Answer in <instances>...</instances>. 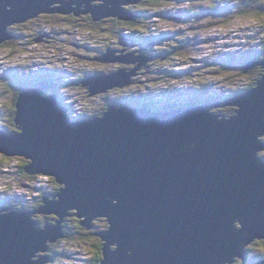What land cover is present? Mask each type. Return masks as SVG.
I'll return each mask as SVG.
<instances>
[{
  "label": "water",
  "instance_id": "95a60500",
  "mask_svg": "<svg viewBox=\"0 0 264 264\" xmlns=\"http://www.w3.org/2000/svg\"><path fill=\"white\" fill-rule=\"evenodd\" d=\"M91 1L0 0V48L14 40V26L68 14L130 20L134 14L127 17L120 6L143 0H98L97 7ZM76 4L85 5L72 11ZM105 57L137 66L83 80L92 95L129 86L148 61H116L109 51ZM256 67L263 74L255 87L223 103L172 112L110 106L77 122L55 94L47 97L56 84L43 80L18 94L19 132L0 130V157L28 162L32 178L61 186L34 214L62 222L75 213L86 229L108 221L99 264H247L243 251L264 242V60L242 70ZM225 106L235 114H211ZM7 211L0 207V264L49 263L34 258L62 243L61 222L42 228L33 212Z\"/></svg>",
  "mask_w": 264,
  "mask_h": 264
},
{
  "label": "rangeland",
  "instance_id": "374dc122",
  "mask_svg": "<svg viewBox=\"0 0 264 264\" xmlns=\"http://www.w3.org/2000/svg\"><path fill=\"white\" fill-rule=\"evenodd\" d=\"M237 1V0H235ZM235 1H233L231 6H225L224 2H216V0H169V1H160L157 5L151 6L150 11L153 12V10L160 9V13L163 14H169L168 17L162 16V17H155L153 18V15L149 16L145 24H147V31L148 36L152 37V35L155 34L157 31H161L163 34H172L169 40H167V43L170 41H177V38H182L183 36H188L195 34L196 40L198 44L194 46L193 48L197 50L196 55L193 57V60L196 61H202L207 60L211 63H215L214 60L221 61L224 58H232L231 61H229L231 64L233 63L232 67L228 68L232 70V72L240 71L241 64L243 63V58H250L253 61H258V59L255 57V48L258 49V46L260 43H258L256 46H253L256 44L255 39H261L262 35L264 34V10L260 11V14H253L252 12H255V10L250 9L251 13L248 17L239 19L240 16L237 15L238 12L233 13L231 16L230 22L227 20L226 17L222 15H218L215 17V19H218L220 17H223V20L226 21H212L209 23L202 22L206 18L205 17H195V15L199 14L201 11L200 9H204L207 7V2L215 4L219 9H227L229 12L232 10L233 5L235 6ZM261 4V8L264 9V1H259ZM94 6H99L96 2L93 3ZM103 4V3H101ZM100 4V5H101ZM85 4H79L77 6H73L70 8L78 9ZM129 6H135V5H123L122 8H125L126 11H130L128 8ZM61 7L62 6H59ZM229 9H228V8ZM237 7V6H235ZM253 7L257 8V5H253ZM235 9V8H234ZM132 10V9H131ZM125 11V12H126ZM258 13V11H257ZM72 16V15H71ZM71 16L66 17H60L50 20H44L34 23H28L23 25L15 26L13 29L15 31L14 35L17 36V39H15V36L13 35L14 40H10L9 45L1 47L0 48V68H3V65L10 64V62H22L21 60H24V63L21 64V69L18 70V73H23L24 70L32 69L38 70L39 68H43L47 66V64H50L53 66L54 72L58 73V75H64L66 78L65 81L69 80L68 90L60 91L61 95L65 98L72 97L73 100H81L82 104L78 106V104L75 102L74 108L76 112L71 113V116L75 117L77 116V111H84L88 112V114L96 113L97 110L102 109L108 102H110V105L114 104H120V101H116V99L122 98V90L120 89H113L109 91L107 94L104 93H98V94H90V92L87 90L86 87H84L81 83L75 84L83 75V73L88 72L90 73L91 70H93V74L98 72H103L106 69H111L112 64L110 63H101L96 61V59L102 57L105 53H103L101 56L96 53V50L102 51L105 48L113 47L116 43L112 40V34L106 30L101 29L98 25L92 26V25H84L83 22H80V25H72L75 24L72 21ZM235 16V18H234ZM205 18V19H204ZM234 18V19H233ZM103 20V19H102ZM116 20V19H114ZM118 21V20H117ZM121 22V21H120ZM150 22V23H149ZM215 22V23H214ZM98 23V22H96ZM123 23V22H122ZM194 23L197 26L190 27L189 24ZM37 24V25H34ZM40 26L39 28L43 29L45 32L49 31V27H52V30H55L57 34H50L45 35L40 38V41L37 42V39L39 36H32L29 32H31V29L34 28V26ZM45 25V26H44ZM149 25V26H148ZM187 25V26H186ZM104 29H109V24H106ZM122 33H125V30L122 31ZM183 33V34H182ZM44 37V38H43ZM158 38V39H156ZM31 39H33L31 41ZM165 40V38H163ZM153 46V52L157 53V47L158 42L161 40L159 37H155L152 39ZM208 40V41H207ZM11 45V46H10ZM174 45H171L170 47H173ZM222 50V51H221ZM231 50V51H229ZM221 51V52H220ZM212 52H214L213 56H215L214 60L211 57H208ZM238 53V54H236ZM126 54V53H125ZM131 54V53H128ZM148 55V54H147ZM146 55V56H147ZM245 55V56H244ZM100 56V57H97ZM117 56H122L121 54H118ZM146 56H141L142 58H146ZM124 57H132L125 55ZM208 57V58H206ZM6 58L7 61L4 60ZM44 59V60H43ZM151 62V61H148ZM147 62V63H148ZM200 64L197 63L195 65ZM30 67H27V66ZM120 68L123 69L126 66H131L132 68H129L127 70H132L136 67L135 65H124L119 64ZM146 66V65H145ZM119 68V69H120ZM236 68V69H234ZM13 70L15 68H12ZM140 69L142 70L143 67ZM154 73H156V69L152 68ZM43 70V69H42ZM118 69H114L112 71H116ZM178 70V71H177ZM254 70V69H253ZM171 71H177L178 75L181 74L183 71V61L178 58V55H175L170 57L169 60H167V75H170ZM252 71V70H250ZM248 72L244 77L248 76L250 79H253V72ZM4 72H7V69H4ZM203 75H194L193 73L189 74V77L185 81L184 79H181L179 76L177 77H165L163 80L157 81L151 80L144 82V86L146 88L147 92H150V89L155 90V95L160 99L162 103H165L166 101H176V92L175 91H169L167 90V87H163L160 84L167 83L172 88H181L182 86H185L186 82L188 83V86H193L194 89H199L195 83H198V85L207 83V88L204 85V89L200 87L199 92L203 95H197L195 93L189 94L188 97H183L180 100L181 101H187L192 97H198L201 96L203 99H205L202 102H197L195 104L203 105V104H216V103H223L230 98H227V100L224 99L222 95H228V93L232 90H236L241 87V85L244 83L246 78H242L240 76H237V73L234 74H227L223 75L221 77L217 75H211L210 73L206 72L205 70L203 72ZM91 75V73H90ZM137 75H141L142 77L139 79L140 82L143 81V77L145 75L142 74V72L139 70L137 71ZM165 76V75H164ZM184 76V75H183ZM88 76L87 78H89ZM197 77H200L199 80ZM1 78V77H0ZM10 78V79H9ZM9 78H5L4 80L0 81V116L3 115V120L9 119L6 115L7 112H10V110L13 108L14 100H15V94L19 90L18 83L22 84L21 81H17L16 78L10 75ZM248 78V79H249ZM135 79V78H134ZM249 79V80H250ZM15 80V81H12ZM135 82V81H134ZM138 82V81H137ZM157 84V88L153 87L151 85ZM161 82V83H160ZM139 83H134L133 86H131V91L138 90ZM62 86V85H61ZM160 86V87H159ZM185 90H188L189 88H184ZM213 90L219 92L217 94V97L220 98L218 102L216 103H210L207 102L210 96H214ZM224 90L223 92H221ZM51 91H49L50 93ZM145 92V90H144ZM175 92V93H174ZM183 92V91H182ZM48 93V96L50 95ZM52 93V92H51ZM221 93V94H220ZM52 95V94H51ZM126 95H130V93H126L123 96L126 97ZM238 94H236L237 96ZM176 98V99H175ZM197 101V100H195ZM67 106V105H65ZM118 107V105H116ZM121 108V105L118 107ZM223 108H226L225 110V118H229L233 116L235 113L231 112L229 113V108L225 106ZM96 109L95 112L92 110ZM221 109V108H216ZM213 115H218L219 118L221 115V112L214 111L211 112ZM10 122V121H9ZM6 128L11 131L10 124L6 126ZM18 131V130H17ZM264 142V140H263ZM261 158L264 159V152H259ZM264 161V160H263ZM19 160L9 159L5 157H0V206H3L1 202H4L6 199L12 200L14 196L20 198V200H25L23 204L20 202L15 204V209L17 210H23L24 212H33V215L31 216L32 219L38 223V226H42L44 228L45 226H50L53 223L46 220L45 218H41L42 215L34 214V211L40 209V205L43 207L44 203L51 202L53 200L52 193L55 194V192L52 190H55L48 179H33L31 180L30 176L22 175L19 173V167L24 164L20 163ZM26 166L28 162H25ZM25 166V167H26ZM22 175V176H21ZM40 188H50L49 191H38L37 187ZM39 189V188H38ZM44 190V189H43ZM52 192V193H51ZM48 193V194H47ZM53 194V195H54ZM25 195V197L23 196ZM6 206V205H5ZM4 207V206H3ZM16 210L10 209V212H14ZM75 215V213H74ZM72 217V216H69ZM67 218L64 221L61 222L59 218H57V222H61L62 228L66 229L67 235L62 239V243H56L55 249L51 251L48 248V253L53 254L54 257H56V260H52L53 263L51 264H91L90 260H94L96 257V253H98L99 246L101 242L104 241L100 237L102 233L108 230L109 223L105 221L95 223V231H92L93 228L86 229L81 225V228L83 229L81 234L73 233V230H69L72 228V226L75 225L73 218ZM77 218L76 216H74ZM68 219H70L68 221ZM77 220L82 221L80 218H77ZM52 223V224H51ZM56 224V223H55ZM68 224V225H65ZM92 225V224H91ZM69 228V229H68ZM88 232L89 235L85 237H81L85 232ZM64 230V229H63ZM71 235V237H70ZM96 237L97 239H95ZM101 240V242H99ZM55 244V243H54ZM104 244V243H103ZM102 244V246H103ZM115 249L112 250L115 251ZM52 249V248H51ZM99 250V251H98ZM248 251V259L246 260L247 264L255 263L256 260L261 261L264 259V242H258V243H251V249ZM63 253L68 254L69 256H62ZM47 253H44V255ZM43 256L38 254L34 260H39ZM234 264H246L239 261H234Z\"/></svg>",
  "mask_w": 264,
  "mask_h": 264
},
{
  "label": "trees",
  "instance_id": "16d2710c",
  "mask_svg": "<svg viewBox=\"0 0 264 264\" xmlns=\"http://www.w3.org/2000/svg\"><path fill=\"white\" fill-rule=\"evenodd\" d=\"M161 1H169V0H161ZM233 1H235V0H233ZM259 1H261V0H237V1H235V6H237V7H235L234 5H233V8H232V10L229 12L226 8L225 9H219L215 4H212V3H209V2H207V7L206 8H204L203 10L202 9H200L201 11H199L200 13L199 14H197V15H195V17H205L204 19V21H202V22H206V23H209V22H211V20L212 21H217V22H220L221 21V19L220 18H218V19H215V17L216 16H218V15H222V16H224V17H226L227 18V20H229L228 22H230V19H231V16L233 15V13H236V12H238L237 13V15L238 16H240V18L239 19H242V18H245V17H248L249 15H250V13H251V11L252 10H255V12H252L253 14H260V11H263L264 9L263 8H261V4H260V2ZM262 1H264V0H262ZM264 3V2H263ZM157 5V4H156ZM253 5H257V7H258V9L257 8H255V7H253ZM133 7V6H132ZM235 8V9H234ZM253 8V9H252ZM250 9H252L251 11H250ZM234 10V11H233ZM257 11H258V13H257ZM127 12H129L130 14H134V18H137V17H139V14H138V12H136L135 10H131L130 9V11H127ZM250 12V13H249ZM151 15H153V18L155 19V17H162L163 15L164 16H166L167 17V15L166 14H163V13H160V9H158L157 11L156 10H153V12H151L150 10L148 11V13H147V16H146V21L147 20H149L148 19V17L149 16H151ZM133 18V19H134ZM223 18V17H222ZM234 18H235V16H234ZM233 18V19H234ZM132 19V20H133ZM132 20H130V21H127V22H125L126 24H128L129 25V27L128 28H130L129 30L130 31H132V29H134L135 27H137V28H141V27H147L146 25L148 24H146L145 25V23H146V21H145V23L143 22V20H139V22H135V21H132ZM103 21V20H102ZM117 21V20H116ZM223 21H226V20H223ZM120 22V21H119ZM122 22V21H121ZM124 23V22H123ZM150 23V22H149ZM215 23V22H214ZM34 25H37V24H34ZM34 25H32V26H34ZM190 25V27H194V26H197L196 24H194V23H191V24H189ZM135 26V27H134ZM149 26V25H148ZM187 26V25H186ZM40 27V26H39ZM101 29H103V30H106V31H108L107 29H104V28H102L101 27ZM125 30V29H124ZM10 31L12 32V34L14 35V32L13 31H15L13 28H10ZM123 31V30H122ZM129 31V32H130ZM149 31V30H148ZM49 32H52V34L54 33V34H57V32L55 31V30H53L52 31V27L50 26L49 27ZM31 33V32H30ZM148 33V32H147ZM149 34V33H148ZM155 34H157V35H152L153 36V38H155V37H159V39H161L159 42H158V47H157V53H155V56H157L158 57V59H159V61L160 62H165V63H167V60H169L170 59V57H172V56H174L175 55V53H176V55H178V58L180 59V60H182L183 61V75H184V77L185 78H188L189 77V74H191V73H193L194 75H203V73H201V72H203L204 70L206 71V72H208V73H210L211 75H217V76H219V77H221V76H223V75H227V74H234V73H237L236 75L237 76H240V77H242V78H246V80L244 81V83L242 84V88H238V89H236V90H234V91H232V92H230L229 94H228V96H225V100H227V98H233V97H235L236 96V94H241V93H244V92H248L249 90H251V89H253L254 87H255V85H256V83H257V81L261 78V76H262V74H263V70L260 68V70L261 71H259V72H257L256 73V75L255 74H253V79L251 78H249L248 76H246V77H244V75H246V74H244L243 73V70H242V67L246 64L245 62H251V61H253V60H251L250 58H247L245 61L243 60V63L241 64V67H240V71H237V72H232V70H230V69H228V68H230V67H232V65H234V64H231L229 61H231L232 60V58H228V62H226L225 61V63H219V62H217L216 60H214V58H215V56H213L214 54V52H212L208 57H211L214 61H215V63H211V62H209V61H207V60H202V61H199L200 62V64H198V65H195V64H197V63H199L198 61H194L193 60V57L196 55V52H197V50L196 49H194L193 47L194 46H196L197 45V40H196V37H195V34H192V35H188V36H183L182 38L180 37V38H177L178 40L177 41H170V42H168V44H167V40H169L170 39V37H171V34H166V33H162L161 31H157ZM15 36V35H14ZM152 37H151V40L153 39ZM163 38H165V40L163 39ZM15 39H17V36H15ZM156 39H158V38H156ZM33 39H31V41H32ZM259 42H260V46L258 47V49L257 48H255V53H256V58L258 59V61H262V60H264V34L262 35V38L261 39H259L258 40ZM171 45H174L173 47H170ZM11 46V45H10ZM106 52V51H105ZM104 52V53H105ZM152 56V55H151ZM245 56V55H244ZM208 57H206V58H208ZM162 68V69H161ZM43 68H41V71H43L42 70ZM234 69H236V68H234ZM143 70V69H142ZM142 70H140L141 72H142ZM41 71H35V72H32V70H30V69H28V70H26V73L24 74V75H22V73L21 74H19L18 73V71H16L15 72V70L13 71V69L12 68H10L9 69V71L7 70V72H5V75H4V77L5 78H9L10 77V74H12L13 76H15L16 77V80L17 81H21L20 80V78H24V77H26V78H24L23 80H22V84H20V83H18V86L20 87L19 88V90L16 92V94H15V100H14V104H13V108L10 110V112H7V115L9 114L10 115V117H8L9 119H6V120H2L1 119V117H0V128L2 129V131L3 132H7V133H17L18 131H17V127H16V125L14 124V114H15V103H16V100H17V96H18V94L19 93H21L22 91H24V90H27V89H30V88H32V87H35L38 83H40L41 81H49V82H53L54 84H56V85H58L57 84V81L59 80V77H56V78H49V77H46V76H44V75H42V72ZM38 72H41V74L40 73H38ZM114 71H105V72H101V73H104L105 75H109V74H111V73H113ZM87 75V76H86ZM85 75V78H87L88 77V75L89 74H86ZM91 75H93L92 73H91ZM90 75V76H91ZM97 75V74H96ZM101 75V74H100ZM165 75V76H164ZM177 76H179L178 75V72L176 71H171L170 72V75L168 76L167 75V66H163L162 64H159V68H158V70L156 71V73H152V75L150 74V75H145L144 77H143V80H145L146 81V79L148 78V80L147 81H151V80H157V81H159V80H163L165 77H171V78H173V77H177ZM82 77H83V75H82ZM142 76H140L139 78H141ZM138 78V77H137ZM133 79V84L134 83H138L137 81H138V79ZM198 78V80H199V78L200 77H197ZM250 80H249V79ZM10 79V78H9ZM57 80V81H56ZM135 81V82H134ZM61 82H62V87H57V88H54L53 90H52V93L50 92L49 94L51 95V94H55L56 92L57 93H59L57 90L58 89H60V91H62L64 88L63 87H67V86H63V80L61 79ZM80 81L78 80L76 83H79ZM140 84H141V82H139ZM161 83V82H160ZM157 84L158 83H156L155 82V84L154 85H151V86H153V87H158L157 86ZM166 84L167 83H162V84H160V86L162 85L163 87H167V90H169V91H175L176 92V95H180V99L181 98H183V97H186V95L185 94H183L182 92L180 93L177 89H175V88H172L171 89V87L169 86V85H167L166 86ZM195 85H198V83H195ZM131 86H133V85H131ZM201 88L204 86V83L203 84H200L199 85ZM199 87V88H200ZM127 88V90L128 89H130V86H127V87H125L124 89H126ZM143 89V85L142 86H138V90H136V91H132V92H130V95H126V97H124L123 95L124 94H126V92H124V91H121L122 93V97H123V99L122 98H119V99H116V101L118 102V101H120V104H114L115 106L116 105H118V107L121 105V106H127V105H130L132 108H136L137 106H133L132 104L133 103H135V101H136V99L138 98V100H137V103L141 106L142 105V102H147V103H150V105H149V107H152V108H150V109H157L156 111H170V112H172V111H175V110H177V109H182V108H188V107H190L192 104H194V102H197V101H192V100H196V99H198V97H194V98H191V99H189L188 100V102L187 101H181L180 99H177L176 101H166L165 103H162L161 101H160V103H161V106L160 107H157L156 106V102H155V100H153L152 98H150V97H143V96H139L138 97V95H140V92H141V90ZM204 88H202V90H203ZM188 90H192L191 88L190 89H188ZM55 91V92H54ZM174 92V93H175ZM135 93V94H134ZM191 93H195V92H191ZM190 93V94H191ZM109 94V93H108ZM131 94H133L134 96H131ZM143 97V98H142ZM202 97V96H201ZM58 98V97H57ZM134 98H136V99H134ZM203 98V97H202ZM219 99L220 98H218V97H214V96H210L209 97V99L207 100V102H210V103H216V102H218L219 101ZM59 100V99H58ZM140 101V102H139ZM190 101H192V102H190ZM71 104H73V103H71ZM191 104V105H190ZM152 105V106H151ZM197 105H199V104H197ZM109 106H112V105H110V102H108L102 109H99V110H97L96 111V113H92V114H88L89 116H87L86 118H93V117H95L96 115H100V116H102L104 113H105V111L107 110V108L109 107ZM71 106H69L68 105V108H69V111H74V112H76L75 110H73V108L71 107ZM127 107H129V106H127ZM226 108H221V109H218L217 111L218 112H221V115H220V117L221 118H219L218 117V115H214V116H216L218 119H226L225 118V116H227V115H225V111H222V110H225ZM95 110L96 109H93L92 110V112L94 111L95 112ZM229 113H231V112H234L235 113V111H236V109L235 108H229ZM6 115V116H7ZM10 121V122H9ZM10 124V126H11V129H13V130H11V131H9L7 128H6V126L7 125H9ZM20 161V163H22V160H19ZM19 163V164H20ZM25 166H26V163L24 162V164L23 165H21L20 167H19V173L20 174H22V175H24L25 174V171H24V169H25ZM21 175V176H22ZM27 174H25V176H26ZM51 183H52V186H53V188H55L56 190H52V192L54 191L55 193H58L59 192V190L61 189V186H58V184L55 182V180H51ZM51 192V193H52ZM48 194V193H47ZM18 201H15V200H9V199H6L4 202H1V204H3V206H0L1 208H7L8 209V212H10V209L11 208H16L15 207V204L17 203ZM19 203V202H18ZM6 205V206H5ZM42 206L40 205V208H41ZM16 211H21V210H17V209H15ZM36 211H37V209H36ZM22 212H24L23 210H22ZM77 223V225H74L73 226V229H74V231H81V230H83L82 228H81V225L79 224L80 223V221H77L76 222ZM66 225V224H65ZM68 225V224H67ZM42 227V226H41ZM74 233H79L80 234V232H73V233H71V234H74ZM63 235H64V237L65 236H69V235H67V232L66 231H63ZM88 235V234H87ZM70 237H71V235H70ZM95 239H97L96 237H95ZM99 242H101V240H99ZM102 244L100 243V245H99V247L101 246ZM101 249H102V246H101ZM51 251H53L52 249H51ZM99 251V250H98ZM48 257H49V259L52 261V260H56L55 258L56 257H54L53 256V254H46ZM247 255H248V252H247ZM247 257V256H246ZM96 259V258H95ZM101 259V252L99 251L98 252V259H96V260H90L91 261V263L92 264H98V262H99V260ZM248 259V258H247Z\"/></svg>",
  "mask_w": 264,
  "mask_h": 264
},
{
  "label": "flooded vegetation",
  "instance_id": "af4514ba",
  "mask_svg": "<svg viewBox=\"0 0 264 264\" xmlns=\"http://www.w3.org/2000/svg\"><path fill=\"white\" fill-rule=\"evenodd\" d=\"M63 1L67 2V0H63ZM160 1L161 0H143L139 4H137V5L133 6V7L132 6H129L128 8L135 10L139 14V17L134 18L132 21L139 22V20H143V22L145 23L147 13L151 9V6L158 4ZM94 2H96L98 5L101 4V1L94 0L93 2L91 1V3L88 6H91V5L93 6L94 5L93 4ZM77 5L78 4H76L74 6H77ZM52 14H54V13H52ZM69 15H71V14H68L66 16H69ZM71 17H72V21L75 23V24H72V25H76V26L80 25V22H83L84 25H86V26H87V24L88 25L90 24L92 26L98 25L99 27H104L106 24H109L110 28L109 29L107 28V30H108V32H110L112 34V37H113L112 40L114 41V43H116L113 47H110L109 48V52L113 53V56L114 57H116L118 54H121L123 57L125 55L134 56V57H141L143 55L146 56L148 54V56H146V57H147L148 61H151V62H148L147 61L148 63H146V67H143V70H142V74L143 75H150V74L152 75V73H154V71H153L152 68L157 67V69H156V71H157L158 68H159V64H162L163 66H167V63L160 62L159 59H158V57L155 56V53L153 52V46H154L152 44V41L153 40H151V37L148 36V34H147V31H148L147 27H145V28L144 27L137 28V27L134 26L135 28L132 29V31H130L129 30L130 28H128L129 27L128 24H126L125 22L122 23V22L116 21V20H114L112 18L103 19V21L101 20V21H98V23H96V22H94L92 20V17L90 15V13L85 14V15H80V16H74V15H72ZM124 29H125V33L123 34L122 33V30H124ZM107 49L108 48H105L102 51L96 50V53H98V55L101 56ZM128 53H131V54H128ZM100 56H97V57H100ZM245 63H247V62H245ZM110 64H112L111 69L110 70L109 69H106L105 71H112L114 69H119L120 68V65L117 64V63H110ZM129 68H132V67L131 66H129V67L126 66L125 67V69H129ZM35 71H37V70H34L32 72H35ZM105 71H103V72H105ZM259 71H261L260 68L259 67H256L254 70H252L250 72H253V74L256 75V73L259 72ZM90 73L93 74V70H91ZM24 74H25V70H24ZM85 74H87V72L83 73V77H81V79L79 80L80 83L85 79ZM96 74L97 75H100L101 72L95 73L93 75H96ZM138 76H141V75H137V73H136V76L135 77H138ZM139 82L140 81L138 79V83ZM140 85L141 84L139 83L138 86H140ZM121 90L124 91V92H126V93H130L131 87L128 90H127V88L126 89H121ZM7 117H10V115L8 114ZM50 182H51V180H50ZM53 194L54 193H52L51 195H53ZM71 216L72 217H69V218H73L75 225H77L76 222L77 221H80V220H77V218L74 217L75 216L74 214H72ZM45 219L46 220L48 219L53 224L57 223V218H55L54 216H50L49 218L46 217ZM69 220L70 219H68V221ZM102 222H103V220H102ZM79 224H81V221H80ZM105 226H107L106 225V221H105ZM94 227H95V223L92 224V227H91V228H93L92 231H95L96 230ZM63 229H64V231H66L65 228H63ZM69 230H73L74 231L73 226ZM85 231L86 230L84 229V232ZM74 232H80V234H81V232H83V231L82 230L81 231L79 230V231H74ZM88 232H90V231H88ZM88 232H85L81 237L88 236L89 235ZM101 244H102V242H101ZM55 246H56V243L50 245L49 246V249L51 250V248H52V250H54L55 249ZM101 246L99 247V250H100V252L102 254ZM112 246L113 247L111 249H115L114 248L115 247V243H113ZM246 249L242 253V258L244 260H247V258H248V255H247V252L248 251ZM95 255H96L95 258L98 259V253H96ZM95 258H94V260H96ZM100 261L101 260H99V262Z\"/></svg>",
  "mask_w": 264,
  "mask_h": 264
},
{
  "label": "bare ground",
  "instance_id": "6f19581e",
  "mask_svg": "<svg viewBox=\"0 0 264 264\" xmlns=\"http://www.w3.org/2000/svg\"><path fill=\"white\" fill-rule=\"evenodd\" d=\"M93 2V1H92ZM103 6H106L105 5V3H104V5ZM120 8H121V11H123V12H125L126 11V9L125 8H122L121 6H120ZM228 8V7H227ZM229 8H233V7H229ZM228 8V9H229ZM130 9V8H129ZM75 10V9H74ZM73 9H72V11H74ZM234 11V10H233ZM126 13V15H127V17H129V16H131L132 14H130L129 12H125ZM169 14H167V16H168ZM114 19H116V18H114ZM220 19H221V21H223V18L222 17H220ZM116 20H118V19H116ZM130 20H132V19H130ZM130 20H124V21H122V22H127V21H130ZM118 21H121V20H118ZM45 26V25H44ZM53 31V30H52ZM171 34H173V33H171ZM183 34V33H182ZM174 35V34H173ZM260 46V45H259ZM258 46V47H259ZM107 51H109L108 49L106 50V53L104 54V56H103V58L102 57H100V58H98V59H96V61H98V62H101V63H106L107 62V57H105L106 55H107ZM222 51V50H221ZM220 51V52H221ZM229 51H231V50H229ZM236 54H238V53H236ZM148 56V55H147ZM120 57H122V56H116V58H113V57H111L110 59H114V60H116V61H118L119 60V58ZM230 57H232V56H230ZM102 58V59H101ZM142 58V57H141ZM147 58V57H146ZM146 58H142V59H146ZM229 58V57H228ZM228 58H224L223 60H221V61H218L219 63H225V61L226 62H228ZM127 59H130V57H127ZM44 60V59H43ZM257 62H260V61H257ZM108 63V62H107ZM109 63H113V62H109ZM117 64H120V63H117ZM233 64V63H232ZM132 65H135V64H132ZM137 66V65H136ZM143 66H141V68H142ZM136 68V67H135ZM19 69H21V68H15L14 70H15V72L16 71H18ZM123 69H125V68H123ZM138 70L137 71H139V70H141L140 68H137ZM162 69V68H161ZM13 70V71H14ZM118 70H121V68L120 69H118ZM118 70H116V71H114L113 73H116V72H118ZM127 70V69H126ZM131 70V69H130ZM130 70H128V71H130ZM37 71H41V68H39ZM137 71H136V73H137ZM178 71V70H177ZM42 72V71H41ZM41 72H38V73H40L41 74ZM25 73H26V70H25ZM57 74L58 73H56V72H54V75L55 76H57ZM87 74H89L88 76H90V73H89V71L87 72ZM22 75H24V71H23V73H22ZM101 75L102 76H105V74L104 73H101ZM87 76V75H86ZM58 77H59V80L61 81V79L64 81L63 83H64V85L63 86H67L68 87V85H69V80H67V81H65L64 79L67 77H65L64 75H58ZM91 77V76H90ZM179 77L181 78V79H184L185 81L187 80V78H185L184 76H183V71L181 72V74L179 75ZM136 79L137 77H132L131 78V84L129 85L130 87H131V85H133V79ZM171 78V77H170ZM86 79H88V78H85L84 80H86ZM80 83V82H79ZM78 83V84H79ZM75 84H77V83H75ZM198 87H200L199 85H197ZM62 87V86H61ZM67 87H64L65 88V90H68L69 91V89L67 88ZM160 87V86H159ZM208 86H206V88H207ZM54 88H57V87H54ZM54 88H52V89H50V91L52 92V90L54 89ZM188 88L190 89H192V90H183V94H185V95H189L191 92H195V89L193 90V86H188ZM203 88H204V86H203ZM61 89V88H60ZM60 89H58L57 91L59 92V94L61 93L60 92ZM200 89V88H199ZM88 90V89H87ZM111 90H113V89H111ZM111 90H108L107 92H105L104 94H107L109 91H111ZM115 90V89H114ZM121 90V89H120ZM63 91V90H62ZM55 92V91H54ZM57 93V92H56ZM219 92H217V91H215V90H213V95H214V97H217V94H218ZM135 94V93H134ZM53 95V94H52ZM49 96H51V95H49ZM49 96H47V97H49ZM131 96H134L133 94H131ZM176 96V98H177V95H175ZM223 96V95H222ZM59 97H60V95H59ZM224 98H225V96H223ZM175 98V99H176ZM134 99H136V98H134ZM74 102H76L77 104H78V106H80L81 104H82V102H81V100H75ZM64 105H67V102H65L64 103ZM68 106V105H67ZM72 108H73V110H75V108H74V104H71L70 105ZM115 106V105H114ZM127 106H129V107H127ZM127 106H121L122 108H131V106L130 105H127ZM109 108V107H108ZM107 108V109H108ZM182 109H184V108H182ZM180 111L181 110V108L180 109H177V110H175V111ZM76 111V110H75ZM166 111V110H165ZM74 112V111H73ZM106 112V111H105ZM166 112H169V111H166ZM95 118V117H94ZM19 132V131H18ZM29 166V163L27 164V166L26 167H28ZM25 167V168H26ZM24 171H25V169H24ZM25 174H27L28 176H30L31 178V180H33V179H36V178H32V175H30V174H28L27 172H25ZM55 182H56V180H55ZM57 183V182H56ZM58 184V183H57ZM49 186H52V185H49ZM39 188V189H38ZM44 189V190H43ZM37 190L38 191H49L50 190V188H48V187H46V188H40L39 186L37 187ZM56 190V189H55ZM55 194H57V193H55ZM54 194V195H55ZM24 197H25V195H23ZM53 196V195H52ZM13 200H15V201H18V202H20L21 204H23V203H25L24 201L25 200H20V198H18V197H16V196H14L13 198H12ZM42 208V207H41ZM11 209H13V208H11ZM15 210V209H14ZM78 218V217H77ZM81 225V224H80ZM84 227V226H83ZM91 227H92V225H91ZM103 244V243H102ZM102 248H103V246H102Z\"/></svg>",
  "mask_w": 264,
  "mask_h": 264
},
{
  "label": "clouds",
  "instance_id": "9594fccd",
  "mask_svg": "<svg viewBox=\"0 0 264 264\" xmlns=\"http://www.w3.org/2000/svg\"><path fill=\"white\" fill-rule=\"evenodd\" d=\"M15 27V26H14ZM14 27H12V28H14ZM34 27H37V26H34ZM44 38V37H43ZM38 39H40V38H38ZM241 58H243V60L245 61L247 58H245V57H241ZM165 63V62H164ZM50 65V64H49ZM144 67H146V66H144ZM12 77H13V75L12 74H10ZM2 80H4V76H3V79ZM144 82H145V80H143L142 82H141V85H143L144 86ZM122 89H124V88H122ZM150 90H153V89H150ZM184 89H182L180 92H182ZM144 93H148L147 91H145L144 92V90L142 89L141 90V92H140V94H144ZM150 94H144V96L143 97H150V98H152L153 100H155V102L157 103L156 104V106L157 107H160L161 106V103H160V99L155 95V91L153 90V92H149ZM198 95H203V92L202 93H198ZM139 96H142V95H138V97ZM142 97V98H143ZM140 98V97H139ZM192 98H194V97H192ZM191 99V98H190ZM137 100H138V98L136 99V101H135V103H133L132 105L133 106H137L136 108H148V109H150V108H152V107H149V105H150V103H147V102H142V105L140 106L138 103H137ZM197 100V102H202V101H204L205 99H203L202 97H200V98H198V99H196ZM192 101H195V100H192ZM192 101H190V102H192ZM140 102V101H139ZM197 102H194V104H190L191 106L190 107H192L193 105L194 106H198L197 104H195V103H197ZM71 104V103H70ZM112 106H114V105H112ZM152 106V105H151ZM110 107V106H109ZM66 108V111H67V116L71 119V120H73L74 122H77V121H81V120H83V118H85L86 116H87V114H85V116L84 117H82V114H80L79 113V111H77V116H75V117H73V116H71V113L73 114V111H69V108L68 107H65ZM71 108V107H70ZM132 108V107H131ZM135 108V107H134ZM150 110H152L153 112H160V111H156L157 109H150ZM162 112H166V111H162ZM213 115V114H212ZM1 117V119L3 120V115L2 116H0ZM95 117H101L100 115L98 116V115H96ZM94 118V117H93ZM1 127V126H0ZM0 130H2L1 128H0ZM262 142H263V140H262ZM264 159L262 158V161H263ZM264 162V161H263ZM8 212V211H7ZM64 231V230H63ZM61 241H62V239H61ZM63 242V241H62ZM58 244V243H57ZM60 244V243H59ZM52 245V244H51ZM50 246V245H49ZM244 252V251H243ZM47 254H49L48 252H47ZM40 255H42V256H45V257H47L48 259H49V257L45 254H40ZM62 256H69L68 254H66V253H63L62 254ZM249 256V255H248ZM101 259H102V254H101ZM100 259V260H101ZM263 260V259H262ZM257 261V260H256ZM257 262H259V261H257ZM51 263H53V261H51L50 259H49V263H47V264H51ZM100 263V262H99ZM98 263V264H99Z\"/></svg>",
  "mask_w": 264,
  "mask_h": 264
},
{
  "label": "built area",
  "instance_id": "2783aa9c",
  "mask_svg": "<svg viewBox=\"0 0 264 264\" xmlns=\"http://www.w3.org/2000/svg\"><path fill=\"white\" fill-rule=\"evenodd\" d=\"M216 2H224L225 3V6H231L232 5V3H233V0H216ZM169 16V15H168ZM167 16V17H168ZM30 33V32H29ZM52 32H45L43 29H41V28H39V27H34V28H32L31 29V35L32 36H39V37H42V36H45V35H50ZM259 39H255V42H256V44L255 45H253V46H256L258 43H260L259 41H258ZM208 41V40H207ZM168 44V43H167ZM197 44H198V42H197ZM4 60L5 61H7L6 60V58H4ZM22 62H14V63H12V62H10V64H6V65H3V68H0V77H3L4 75H5V72H4V69H7L8 71H9V69L10 68H19V67H21V64L22 63H24V60H21ZM25 66H27V65H25ZM27 67H30V66H27ZM30 69H32L31 67H30ZM204 83V82H203ZM186 85L185 86H182L180 89H184V88H187L188 87V83L186 82L185 83ZM204 85L205 86H207V83H204ZM243 86L241 85V87L240 88H242ZM235 90V89H234ZM234 90H232V91H234ZM224 90H222L221 92H223ZM232 91H230V92H232ZM229 92V93H230ZM228 93V94H229ZM221 94V93H220ZM60 95H61V93H60ZM223 96H228V95H223ZM73 97V96H72ZM72 97H67V98H72ZM70 99H68L67 100V103L69 102V103H72V100H70ZM73 99V98H72ZM17 204H18V202H17Z\"/></svg>",
  "mask_w": 264,
  "mask_h": 264
},
{
  "label": "crops",
  "instance_id": "0c3cea01",
  "mask_svg": "<svg viewBox=\"0 0 264 264\" xmlns=\"http://www.w3.org/2000/svg\"><path fill=\"white\" fill-rule=\"evenodd\" d=\"M64 85V84H63ZM64 88V87H63ZM63 90H65V88L63 89Z\"/></svg>",
  "mask_w": 264,
  "mask_h": 264
}]
</instances>
